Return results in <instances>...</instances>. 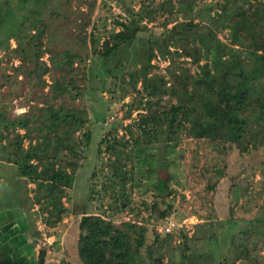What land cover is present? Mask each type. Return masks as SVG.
I'll return each instance as SVG.
<instances>
[{"label": "rangeland", "instance_id": "1", "mask_svg": "<svg viewBox=\"0 0 264 264\" xmlns=\"http://www.w3.org/2000/svg\"><path fill=\"white\" fill-rule=\"evenodd\" d=\"M179 1L49 0L45 6L32 3L31 6L41 10L39 17L44 23H39L44 28L41 47L45 49L40 60L50 68L43 74L38 70L37 74L29 75L35 62L31 59L20 60L12 50L16 46L14 38L9 41L8 50L0 47V113L7 118L23 114L31 117L29 136L23 140L25 147L29 145V138L33 139L32 143L41 138V124L48 121L50 115L48 108L58 109L61 115L73 114L85 120L74 133L75 139L79 140L77 153L67 154L68 159H76L78 165L72 187L65 190L62 198L64 206L70 210L62 214L61 220H57L46 205L45 189H35L34 183L16 175L14 165L0 161V251L7 252V245L16 246L9 253V262H4L5 257L0 258L3 264H16V254L24 256L23 261L19 258L22 264H29L30 261L39 264L38 254L42 251L43 264H80L76 252L77 221L83 212L95 211L118 227L124 221L143 227L150 247L144 245L136 264H219L231 248L232 235L239 236L244 232L258 235L256 250L264 255L263 235L260 229H253L250 224L256 220L257 225L261 226L264 217V168L261 167L264 150L254 152L250 145L240 150L235 143L193 138L183 131L174 140L173 149L160 143L150 147L152 152L162 151L167 161L166 164L160 162L157 169L167 171L164 183L168 185L170 194L157 189V181L149 187L143 185L147 179L136 174L135 179L139 183L137 181L132 186L129 181L126 184L130 203L121 211L114 208L112 191L105 193L102 188L103 181H109L110 165L117 157L106 148V144L102 145L101 153H97L99 139L107 136L110 141L114 138L127 141L125 145L114 144L125 151L129 150L133 146V137L140 134L134 123L139 112H146L147 100L151 102L152 110H164L177 102V95L162 93L160 98L147 96L142 89L141 78L135 88L132 87L127 72L134 65L131 59L120 61L121 70L114 69L110 74H102L95 65L99 59L91 55L90 38H95L96 50H100L103 41L110 38L112 32L121 29L118 21L130 19L129 9L135 12L142 6L153 9L162 6L154 12L152 19L145 16L139 22L150 28L152 35H158L183 20ZM205 3H213L209 10L213 16L220 11L222 1L195 0L194 13ZM23 12L30 14L27 10L17 12L19 20ZM201 18L193 16V21L207 25V20L202 21ZM36 30L32 29L33 33ZM26 31L27 27H21L20 34ZM215 35L226 45L237 48L241 58L245 55L244 50L231 41L229 27L215 30ZM31 50L32 46L26 53ZM64 51L82 58L75 57L69 71L62 70L51 61V58L58 61ZM156 54L150 61L155 66L151 67L148 75L163 76L167 86L178 90L180 80L174 74L182 75L179 67L194 76L199 71V65L205 61L203 57L195 62L193 57L180 56L175 57L174 64L170 65L169 57ZM42 79L46 84H42ZM54 79L62 83L68 92L54 97ZM259 94H264V91L259 90ZM97 113H103L104 120H101V115L97 117ZM100 124L103 125L101 130ZM3 125L0 120V129L8 138H12L16 132H25L19 127L15 131L11 128L7 131ZM255 128L260 129L258 126ZM87 131L91 132L92 140L90 145L85 146L83 134ZM122 158L126 163L125 168L129 169L131 162L124 154ZM62 163L67 164L66 160ZM67 170L70 168L67 167ZM157 196H162L165 203H172L173 206L169 214L159 220V212L151 210V205L160 198ZM138 210L141 214L139 217L136 215ZM151 213L154 218L150 221ZM167 220L174 225L169 232L161 230ZM166 233H170V236Z\"/></svg>", "mask_w": 264, "mask_h": 264}, {"label": "trees", "instance_id": "2", "mask_svg": "<svg viewBox=\"0 0 264 264\" xmlns=\"http://www.w3.org/2000/svg\"><path fill=\"white\" fill-rule=\"evenodd\" d=\"M48 1L0 0V47L8 50L9 41L14 38L16 46L12 49L13 52L23 62L26 59L35 62V66L29 71L30 76L37 74L38 70L42 74L46 73L50 68L40 60L42 51H45L41 47L44 31V23L39 17L41 10L31 6L32 3L45 6ZM221 1L220 11L212 16L209 10L213 3H205L194 13L195 0H180L183 20L158 35H152L151 29L139 22L145 16L152 19L154 12L162 6L153 9L146 5L147 8L142 6L135 12L129 9L130 19L126 22L118 21L121 29L112 32L111 37L103 41L100 50H96L95 38H90L91 55L99 59L95 65L102 74H110L114 69L121 70L120 61L131 59L134 65L127 72L130 76L128 82L132 87L135 88L136 82L141 78L142 89L147 96L160 98L162 93L177 95V102L164 110H152L151 102L147 100L146 112H139L134 123L140 134L133 137V146L129 150L115 146L114 143L126 144L127 141L121 139L114 138L110 141L107 136H103L97 142V153L100 154L102 145L106 144V148L117 157L110 165L108 183H102L105 193L112 191L114 208L122 211L129 205L125 186L129 181L132 186L137 183L136 174L147 179L143 183L147 187L156 181L158 183L157 166L166 160L162 151L152 152L150 147H156L160 143L173 149L174 140L183 131L193 138L221 139L235 143L240 150H245L249 145L254 152L264 150V94H259V90L264 91V0ZM22 10H27L30 14L21 13L22 19L19 20L17 12ZM30 15L33 17L30 18ZM201 15L204 16L201 18ZM193 16H200L202 21L207 20V25L194 22ZM21 27H27L24 34H20ZM224 27L230 28L231 41L244 50L242 58L237 48L226 45L215 35V30ZM32 29L37 30L33 33ZM30 46L33 50L26 53ZM169 46L175 49L171 50ZM155 50L163 58L169 57L170 65L174 64L175 57L180 56L193 57L195 62L203 57L205 61L199 65V71L194 76L183 67H179L182 75L173 73L180 80L178 83L181 87L178 90L167 86V80L163 76L148 75L151 67L155 66L150 63L157 55ZM75 57L82 60L78 54L64 51L58 61L53 58L51 61L62 70L69 71ZM138 63L141 65L138 66ZM190 76L191 79L187 80ZM42 84H46L43 79ZM53 91V96L56 97L68 92V89L54 79ZM48 109V121L42 122L40 127L43 131L41 138L35 143L29 138L27 147L23 145V140L29 136L31 117L23 114L7 118L4 113H0V120L7 131L10 128L15 131L17 127L25 129L24 133L16 132L12 138L5 136L0 129V161L14 165L16 175L34 183L35 189H45L46 205L56 219L61 220L62 214L70 210L64 206L62 198L65 190L72 187L78 165L77 160L68 159L67 154L77 153L79 140L75 139L74 133L85 120L73 114L61 115L58 109L52 107ZM99 115L104 120V114H96L97 117ZM255 125L260 129H256ZM99 128L101 130L103 125L100 124ZM83 135L85 146L90 145L91 132L87 131ZM169 142L172 144L169 145ZM123 154L131 162L129 169L125 168ZM63 160H66L69 171L62 163ZM261 167L264 168V161L261 162ZM152 177L155 179L152 180ZM167 188L168 185L164 183L162 191L166 190V195L171 193ZM159 197L151 205L153 212H159L158 220L167 216L173 207L172 203H165L163 197ZM136 215L141 216L139 210ZM149 218L151 221L154 215L151 213ZM262 219L261 226L257 225L256 220L250 224L253 229H260L264 241V217ZM120 226H116L98 211L83 212L77 221L79 232L76 252L80 264H136L144 245L150 247V243L146 241V233L141 225L131 221H124ZM166 234L170 236V233ZM253 235L250 232L232 235L231 248L219 264H264V255L256 250L258 235H254V238ZM12 248L16 249L15 244L12 247L7 245V252L0 251V258L5 257L4 262H9ZM15 256L16 264H22L19 258L23 261L24 256ZM38 257V263L43 264L44 252L38 254ZM0 264H3L2 259Z\"/></svg>", "mask_w": 264, "mask_h": 264}, {"label": "water", "instance_id": "3", "mask_svg": "<svg viewBox=\"0 0 264 264\" xmlns=\"http://www.w3.org/2000/svg\"><path fill=\"white\" fill-rule=\"evenodd\" d=\"M157 173H158V183L156 185V188L157 189H159V188L163 189V185H164V182L166 179L167 171H164L162 169H158Z\"/></svg>", "mask_w": 264, "mask_h": 264}, {"label": "built area", "instance_id": "4", "mask_svg": "<svg viewBox=\"0 0 264 264\" xmlns=\"http://www.w3.org/2000/svg\"><path fill=\"white\" fill-rule=\"evenodd\" d=\"M174 225L173 223H171V220H167L163 226V228H161V230H165L166 232H169L170 230H172Z\"/></svg>", "mask_w": 264, "mask_h": 264}]
</instances>
